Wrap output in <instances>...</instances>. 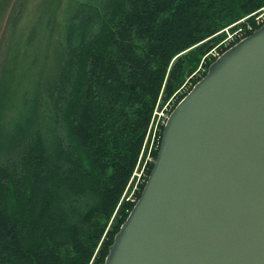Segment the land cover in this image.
<instances>
[{"label": "trees", "instance_id": "obj_1", "mask_svg": "<svg viewBox=\"0 0 264 264\" xmlns=\"http://www.w3.org/2000/svg\"><path fill=\"white\" fill-rule=\"evenodd\" d=\"M58 8L42 78L25 86L19 62L0 75V264H105L136 203L124 193L158 101L198 68L221 30L249 36L264 24L256 22L264 0Z\"/></svg>", "mask_w": 264, "mask_h": 264}, {"label": "water", "instance_id": "obj_2", "mask_svg": "<svg viewBox=\"0 0 264 264\" xmlns=\"http://www.w3.org/2000/svg\"><path fill=\"white\" fill-rule=\"evenodd\" d=\"M105 264H264V24L169 115Z\"/></svg>", "mask_w": 264, "mask_h": 264}, {"label": "rangeland", "instance_id": "obj_3", "mask_svg": "<svg viewBox=\"0 0 264 264\" xmlns=\"http://www.w3.org/2000/svg\"><path fill=\"white\" fill-rule=\"evenodd\" d=\"M67 2L69 0H0V7H3L0 12V75L3 69H13L19 62L18 71L24 76L25 86L32 87L33 83L42 78L45 67L53 61L54 54L55 37L52 26L48 24L54 20L56 24L58 7ZM260 12L256 17L257 24L264 22V8ZM231 27L219 32L220 39L210 44L201 64L186 76L184 83L173 96L165 103L158 101L147 131L146 142L124 193L127 200L136 201L139 198L140 185L148 175L150 164L154 163L160 127L178 101L192 89L197 79L207 73L209 62L247 33L243 28L233 31ZM16 53L19 58H15Z\"/></svg>", "mask_w": 264, "mask_h": 264}, {"label": "built area", "instance_id": "obj_4", "mask_svg": "<svg viewBox=\"0 0 264 264\" xmlns=\"http://www.w3.org/2000/svg\"><path fill=\"white\" fill-rule=\"evenodd\" d=\"M186 94H187V93H186ZM166 120H167V119H166ZM166 120H165L164 124L166 123ZM164 124H163V125H164ZM161 128H162V127H160V130H161ZM159 133H160V132H159ZM159 142H160V137H159V141H158V143H157V149H158V147H160V146H159ZM147 176H148V175H147ZM145 179H146V178H145ZM145 179H144V180H145Z\"/></svg>", "mask_w": 264, "mask_h": 264}]
</instances>
